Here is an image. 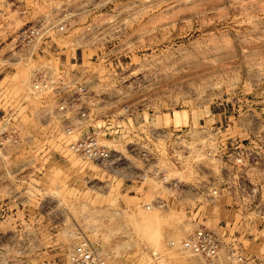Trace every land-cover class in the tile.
Masks as SVG:
<instances>
[{"label":"rangeland","instance_id":"1","mask_svg":"<svg viewBox=\"0 0 264 264\" xmlns=\"http://www.w3.org/2000/svg\"><path fill=\"white\" fill-rule=\"evenodd\" d=\"M0 9V129L7 100L18 110L12 128L40 137L39 104L23 98L33 67L17 63L10 38L53 24L46 33L61 64L88 66L107 54L121 63L96 69L101 115L130 104L133 125L144 118L159 129L219 127L222 161L194 152L180 161V178L193 179L199 167L226 182L221 199L250 198L236 219L196 221L175 202L147 210L158 192L151 182L130 185L68 151L58 159L0 156V264H64L79 237L110 264H201L179 243L230 222L241 224L230 235L245 246L264 243V0H0ZM132 132L106 143L129 142ZM34 147L41 149L37 139ZM160 160L168 162L165 152Z\"/></svg>","mask_w":264,"mask_h":264},{"label":"built area","instance_id":"2","mask_svg":"<svg viewBox=\"0 0 264 264\" xmlns=\"http://www.w3.org/2000/svg\"><path fill=\"white\" fill-rule=\"evenodd\" d=\"M3 15L0 9V21ZM42 25L37 23L26 26L10 38L11 50L18 58L17 63L33 67L23 98L39 104L40 115L37 121L42 131L37 138L32 131L24 135L22 131L12 128L18 110L9 106L7 100L2 101L9 108L7 111L2 110L1 115L0 156L36 153L37 157L56 156L58 159L68 151L109 175L119 176L130 185L134 182H151L158 192L145 205L147 210L167 209L169 202H175L185 207L188 216L197 218L201 216L200 208L215 207L225 194L226 182L211 178L204 173L206 169L199 167H195L196 175L193 179L183 180L180 175L186 167L180 161L197 152L203 157H217L221 162L225 150L221 129L204 125L198 128L186 126L172 130L159 129L146 127L144 118L133 125L135 109L130 104H123L119 110L101 115L98 111V95L92 90L96 69L101 64L117 68L121 63L107 54L100 58L95 56L88 66L76 58H72L69 65L66 62L61 64L60 53L55 50L57 42L46 33L53 24L47 25L46 29ZM60 30H63V26ZM23 98L19 99L20 104L26 106L27 102L25 104ZM104 118L106 121L103 122ZM128 130H133L131 141L106 143ZM36 139L40 142V151L34 147ZM164 152L168 156L165 164L160 160ZM236 160L241 161V158ZM25 168L23 165L20 169ZM42 169L41 166L37 167L38 172ZM221 171L222 167L219 168L220 175ZM247 198L250 199L248 195L232 198L234 207L246 204ZM179 245L184 251L199 257L201 264H264V253L249 255L237 239L221 241L213 231L206 228L196 229ZM171 246H176V243L171 242ZM155 257L156 260L159 258ZM64 264L110 263L97 247L79 237L67 253Z\"/></svg>","mask_w":264,"mask_h":264},{"label":"crops","instance_id":"3","mask_svg":"<svg viewBox=\"0 0 264 264\" xmlns=\"http://www.w3.org/2000/svg\"><path fill=\"white\" fill-rule=\"evenodd\" d=\"M221 198L219 199V201L217 202L215 207L207 208V209L200 211V215H201L200 217L196 218V217L188 216L186 209H185V214L187 217L193 218V220H196V221H205L207 219L208 220L211 219L213 221L214 220L221 221L223 219L229 218L230 216H232L233 219H236V216L240 212H238L239 210L236 207H234L233 201L232 200L229 201L228 198L227 199H221ZM212 225H213V227H218L219 224L213 223ZM226 225L224 227L219 226V228H217L216 232H214L212 230L218 236V238L221 241L227 242L226 240L230 241L231 239L235 238L241 244L243 249L246 252L248 251L249 255H262L264 253V243L261 242L262 240L255 241L250 246H245L243 243H241V241H239L241 239L240 236L239 237H231V235H230L231 231H234V232L237 231V228L239 226H241V224L237 225L235 222H230L228 227ZM250 234H252V233H250ZM224 235H225V237H224ZM253 239H254V237L251 239V241Z\"/></svg>","mask_w":264,"mask_h":264}]
</instances>
